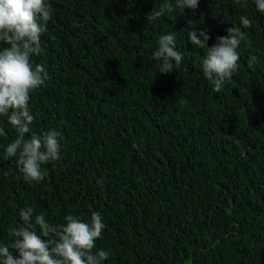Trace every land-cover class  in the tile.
Here are the masks:
<instances>
[{
	"label": "trees",
	"instance_id": "1",
	"mask_svg": "<svg viewBox=\"0 0 264 264\" xmlns=\"http://www.w3.org/2000/svg\"><path fill=\"white\" fill-rule=\"evenodd\" d=\"M49 2L32 57L49 78L29 107L33 131L61 133V159L25 181L16 158L3 159L16 132L0 117V244L31 206L51 224L101 213L104 264H264V13L254 0H199L155 21L147 14L163 0ZM234 25L246 34L239 70L217 93L188 31L207 30L211 47ZM171 32L185 58L161 73L152 56Z\"/></svg>",
	"mask_w": 264,
	"mask_h": 264
},
{
	"label": "clouds",
	"instance_id": "2",
	"mask_svg": "<svg viewBox=\"0 0 264 264\" xmlns=\"http://www.w3.org/2000/svg\"><path fill=\"white\" fill-rule=\"evenodd\" d=\"M254 3L256 10L264 13V0ZM198 6L199 0H163L147 14V20L155 21L165 14ZM52 15L49 0H0V44L7 45L0 48V117H5L16 132L15 139L5 146L3 159L16 158L27 182L43 180L46 172L42 165L61 159V133L56 129L33 131L35 117L29 107L31 93L49 78L45 66L34 63L32 57L41 53V36L47 32ZM240 25L248 29L252 20L241 16ZM226 31L228 34L217 36L211 47L207 44L211 38L207 30L198 32L193 26L188 31L191 43L206 49L202 71L217 93L238 72V48L246 39L245 32L235 25ZM184 58V53L177 49L175 32L157 38L152 59L159 61V72L178 70ZM257 61V56L249 57L248 67L252 68ZM6 134L0 126V137ZM19 216L22 223L11 228V244H0V264H104L109 257L107 250L96 248L106 227L99 212L93 211L89 220L68 214L61 224H51L43 213L34 215L31 206L21 208Z\"/></svg>",
	"mask_w": 264,
	"mask_h": 264
}]
</instances>
